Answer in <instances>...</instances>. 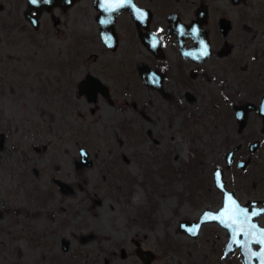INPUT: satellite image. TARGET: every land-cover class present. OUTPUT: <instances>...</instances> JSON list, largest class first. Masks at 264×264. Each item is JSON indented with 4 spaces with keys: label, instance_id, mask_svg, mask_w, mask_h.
<instances>
[{
    "label": "rangeland",
    "instance_id": "rangeland-1",
    "mask_svg": "<svg viewBox=\"0 0 264 264\" xmlns=\"http://www.w3.org/2000/svg\"><path fill=\"white\" fill-rule=\"evenodd\" d=\"M24 1L0 0V264H35L51 236L69 233L93 234V247L110 239L103 242L107 249L122 243L116 234L146 247L155 240L158 250L168 243L167 264H237L236 254L223 260L217 250L226 229L206 223L192 238L179 224L218 209L222 192L213 185V170L224 169V155L239 144L233 166L224 170L225 186L241 203L264 197L261 119L250 112L239 131L233 110L246 101L257 104L264 94V0L236 7L212 2L213 10L230 11L234 20L231 50L205 63L209 78L201 82L200 100L190 103L173 97L165 107L147 93L136 100L134 87H140L132 68L125 62L117 68L118 56L107 58L95 47L92 53L118 80V103L99 104L94 112L76 85L100 62L69 33L76 9L82 4L88 11V0L65 12L44 9L39 30L23 17ZM53 16L61 20L58 28ZM253 140L259 146L251 152ZM80 147L91 166L76 167ZM239 158L248 161L243 172ZM57 180L66 184L63 193Z\"/></svg>",
    "mask_w": 264,
    "mask_h": 264
},
{
    "label": "flooded vegetation",
    "instance_id": "flooded-vegetation-1",
    "mask_svg": "<svg viewBox=\"0 0 264 264\" xmlns=\"http://www.w3.org/2000/svg\"><path fill=\"white\" fill-rule=\"evenodd\" d=\"M79 1L81 0H75L71 8L80 4ZM213 1L215 0H123L121 4V0H104L103 9L99 10L95 5V0H88V11H84L80 4V7L78 6L75 11L77 17L72 23L70 22L72 26L71 32H69L70 36L77 46L89 51L88 58L92 56L95 63L97 60L100 62L94 65L93 73L86 72L76 85L77 94L84 96L93 105L90 109L91 112H94L99 104L114 106L118 103L116 96L118 88L114 87L115 83L117 86L118 80L110 72L111 66L102 63L99 54L92 53L95 47L103 50L107 58L118 56L119 58L115 59L114 64L117 68H122L124 62L129 69L132 68V74L140 87H137L138 89L134 87L136 100L140 99L143 93L150 94V98L158 97V101L165 107L172 103L170 99L173 97L182 98L186 103L200 100L201 82L209 78V74L206 70H202V67L215 57L227 56L230 53L228 39L234 28V20L230 11L222 14L217 13L212 8ZM227 1L234 7L246 2L241 1L239 4H235L231 0ZM24 2L26 4L23 17L30 25L31 30H39L41 26L43 27L41 20L43 10L37 15L36 10L30 8L28 0ZM61 9L63 12L66 11ZM27 12H30L33 21L26 16ZM140 12L146 13L143 20L140 19ZM18 18L17 20L14 18V21L20 25L21 20ZM104 21L108 22L104 23ZM53 24L58 28L61 24L60 18L53 16ZM193 28L197 30L195 37L191 34ZM154 39L155 47H153ZM206 39L209 47L208 55L201 57L199 55L200 41L206 45ZM125 56L130 60H125ZM88 77L97 79V84H92ZM180 79L190 83L194 87L195 93L183 86L179 82ZM84 80H86V85L83 94H79L78 85ZM90 99H94V101ZM151 107L155 109L156 105ZM253 111H256L260 117L264 132L263 116L259 113L258 108L250 112ZM254 141L258 140L252 142ZM252 142L249 143V146ZM236 153L237 151L234 154L233 163ZM238 160L241 158L236 162ZM239 171L245 170L239 169ZM62 189L59 187L60 192ZM262 200L264 197L240 203L247 204L251 201ZM262 206L260 202L257 204V207ZM248 207H251V204H248ZM142 216L146 218L145 213ZM263 216L264 213L255 217L253 221L257 222L259 227L264 228V225L260 223ZM145 224H149V222L145 220ZM197 235L189 236L194 238ZM51 237H55V239L51 241L49 249L40 251L42 255L35 264H167L163 258L167 256L168 252L171 253L166 246L168 243L163 244L164 248L158 250L155 248L157 245L154 246L155 240H152L153 245L150 244V240H147L150 246L146 247L134 237L124 239L125 235L118 234L114 237L116 241L122 243L116 245L110 243V249L103 247V242H108L110 239H100L95 244L96 247H93L90 243L93 234L69 233L66 237L58 235ZM228 240L229 234L227 233L226 240L222 242L220 249L219 247L217 249L222 259L226 260L236 254L239 259L237 264H245L243 252L239 247L226 251ZM252 248L255 253L260 252L259 243L252 244ZM262 252L264 253V251ZM253 263L259 264L260 261L254 257Z\"/></svg>",
    "mask_w": 264,
    "mask_h": 264
},
{
    "label": "water",
    "instance_id": "water-1",
    "mask_svg": "<svg viewBox=\"0 0 264 264\" xmlns=\"http://www.w3.org/2000/svg\"><path fill=\"white\" fill-rule=\"evenodd\" d=\"M235 4H239L241 1H247V0H231ZM30 8H34L36 10V14H40V12L44 9L50 10L54 6H59L63 9H66L67 7H70L72 4L75 3V0H49L47 4L43 3V0H39L37 4H32L30 3V0H28ZM103 2L104 0H95V5L99 10L103 9ZM30 11V10H29ZM26 16L33 21V17L30 16V12L26 13ZM34 26H36L34 24ZM206 46L209 51L207 39H206ZM90 81H92V84L96 85L98 80L95 78H90ZM87 80V79H86ZM86 80L82 81L78 85V93L83 94V89L84 86L86 85ZM93 100L94 99H90ZM255 108H258L259 113L263 116L264 120V94L261 96L260 100L258 103H254L251 101H246L242 104H235L234 105V111H235V117L236 121L238 124V129L239 131H242L246 125V120L248 117V113ZM264 126V125H263ZM240 144L236 145L232 149H230L225 155H224V160L226 162L225 168L229 169L232 167L233 159H234V154L235 152L239 149ZM258 147V141H254L250 144L249 150L251 152L255 151V149ZM79 161H76V167H83V166H91L92 165V160L90 159L88 151L80 147L79 148ZM123 159L128 162V158L126 155L123 154ZM236 165L239 169L241 170H246L247 169V161L244 159L238 160L236 162ZM217 173H219V185L217 183ZM224 169L221 167H216L213 170V185L219 189L222 192V202L221 205L218 207L217 210H212V209H205L199 216L197 221H182L179 224V229L184 231L185 233L189 234V229L193 228L194 226H199L196 228V233L198 234L200 227L204 223H210V222H216L220 226L224 227L227 229L228 234H229V240L226 245V251L228 250H234L235 248L239 247L241 251L243 252V258L245 261V264H254L253 263V258L257 257L258 260L260 261L259 264L264 263V253L262 251V245L259 241L264 240V234L261 233L260 230L264 229L263 227H259L257 222L253 221L255 217L258 215L264 213V200L259 201L263 206L262 207H257V204L259 203L258 201H251L247 204H241L240 201L236 198L235 194L233 191H229L226 189V181L224 180ZM57 185H59L60 188L66 186V184L60 180L56 181ZM63 192V189H62ZM231 196L236 204L238 205L237 208L233 209L231 205V201H227V197ZM228 203L229 207L227 211H225L224 216H220L216 219H203L205 216V213H209L212 216H217L222 210H224L225 203ZM248 204H251V207H248ZM241 209H247L248 214L247 215H238L240 213ZM256 211L258 215L256 216H251L250 214ZM235 219L237 222L235 224H232V220ZM223 221V223H222ZM225 223L229 224L230 227H225ZM255 225V227H254ZM196 234V235H197ZM190 235V234H189ZM192 236V235H191ZM233 238H235L236 243H232ZM254 243H259L260 244V252L255 253L252 244ZM231 244V248H229V245ZM255 253V255H253ZM263 261V262H262Z\"/></svg>",
    "mask_w": 264,
    "mask_h": 264
},
{
    "label": "snow or ice",
    "instance_id": "snow-or-ice-1",
    "mask_svg": "<svg viewBox=\"0 0 264 264\" xmlns=\"http://www.w3.org/2000/svg\"><path fill=\"white\" fill-rule=\"evenodd\" d=\"M39 2V0H30V3L32 4H37ZM49 2V0H43V3L47 4ZM123 3V0H121V4ZM140 16V19L143 20L146 16V13L144 12H140L139 14ZM108 21H104V23H107ZM194 37L197 35V30L195 28L192 29V33H191ZM153 47H155V39L153 40ZM186 55H188V53H185ZM199 55L201 57L203 56H207L208 55V48L207 46L205 45V43L203 41H200V52H199ZM158 82V81H157ZM217 183L219 185V173H217ZM227 201H231V205L233 207V209L237 208L238 205L236 204L235 200L231 197V196H228L227 197ZM229 205L228 203L226 202L225 203V206H224V210H222L219 214H217V216H212L211 214L209 213H205V216L203 219H209V218H212V219H216L220 216H224L225 214V211H227ZM248 212H247V209H241L240 210V213H238V215H247ZM251 216H256L258 215V213L256 211H253L251 214ZM237 221L235 219L232 220V224H235ZM223 223V221H222ZM199 226H194L193 228H190L188 231H189V234L192 235V236H195L197 233H196V228H198ZM225 227H230L229 224L225 223ZM255 227V225H254ZM262 234H264V229L260 230ZM262 245V251H264V240H261L259 241ZM232 243H236V240L235 238H233V241ZM229 248H231V244L229 245ZM255 255V253L253 254Z\"/></svg>",
    "mask_w": 264,
    "mask_h": 264
}]
</instances>
